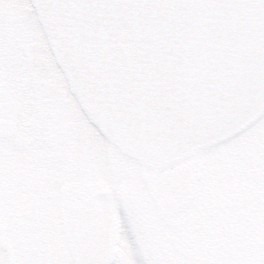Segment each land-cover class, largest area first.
<instances>
[{"label":"water","instance_id":"95a60500","mask_svg":"<svg viewBox=\"0 0 264 264\" xmlns=\"http://www.w3.org/2000/svg\"><path fill=\"white\" fill-rule=\"evenodd\" d=\"M31 1L87 115L144 162L184 160L264 113V0ZM0 264H18L2 239Z\"/></svg>","mask_w":264,"mask_h":264},{"label":"rangeland","instance_id":"374dc122","mask_svg":"<svg viewBox=\"0 0 264 264\" xmlns=\"http://www.w3.org/2000/svg\"><path fill=\"white\" fill-rule=\"evenodd\" d=\"M21 14L28 15L33 31L36 26L46 59L52 57L31 1L0 0V66L6 64L10 71L16 70L18 57L6 24ZM73 102L79 140L70 157L52 156L47 142L28 150H0L4 163H0V189L6 176L13 190L12 195L0 190V231L12 242L19 240L22 264H203L200 258L206 259L204 264H213L203 255L206 247L198 236L205 221H210L208 227L213 223L226 227L230 209L238 205L241 209L233 216H245L249 222L242 223L254 225L250 199L263 197L264 116L244 133L196 153V188L191 199L171 214L173 222H167L165 210L144 188L143 170L133 169L128 159L118 156L117 148ZM30 156L44 162L45 171L57 172L59 178L50 193L38 186L42 170L31 165ZM179 164L163 166L159 177L164 179ZM256 168L259 179L253 177ZM23 179L31 182L29 190L22 185ZM77 227L90 234L87 240L76 237Z\"/></svg>","mask_w":264,"mask_h":264},{"label":"flooded vegetation","instance_id":"af4514ba","mask_svg":"<svg viewBox=\"0 0 264 264\" xmlns=\"http://www.w3.org/2000/svg\"><path fill=\"white\" fill-rule=\"evenodd\" d=\"M27 19L26 14L16 15L14 19L10 17V22L6 24L12 47L17 52L18 64L13 65L15 71L8 70L6 64L1 63L0 66V69L4 70V72L0 70V150L9 151L12 147L28 150L39 146L38 142H47L52 148V156L64 157L66 154L70 157L72 147L79 140L78 113L73 100L81 111L82 109L50 49L53 59L52 57L50 61L46 59L42 39L36 36L37 28L35 26L33 31ZM27 72L30 75H27ZM28 127L32 128V132ZM7 132L11 134H6ZM17 134L20 138L28 140V146L20 147L16 144ZM9 139L10 144L7 143ZM120 157L125 159L123 156ZM30 160L31 165L38 172L42 170L41 175L37 177L38 186L45 187L46 193H50V188L58 181L57 172L54 168L45 171L44 162L37 161L32 156ZM0 163L3 161L0 160ZM129 163L130 167L140 171L134 161L129 160ZM257 170V168L252 170L257 174L253 177L259 179L260 174ZM22 185L27 190L31 188V182L28 180L23 179ZM260 185L263 186L261 191L263 197L254 196V200L250 199L254 204L255 208L252 210L256 215L253 226L242 223V220L248 221L245 216H233L241 209L238 205L230 209L229 219L225 221L226 227H220L221 223H213L208 227L210 221L204 222V227L198 236L206 247L203 255H208L213 264H264V180ZM1 186L0 190H8L12 195L13 190L9 188L10 183L9 180L6 181V176L2 179ZM10 200L12 198L8 199ZM0 233L3 235L1 231ZM78 234L85 233L78 231ZM18 241L13 240L21 258L22 252ZM200 260L204 264L206 259L200 258Z\"/></svg>","mask_w":264,"mask_h":264},{"label":"bare ground","instance_id":"6f19581e","mask_svg":"<svg viewBox=\"0 0 264 264\" xmlns=\"http://www.w3.org/2000/svg\"><path fill=\"white\" fill-rule=\"evenodd\" d=\"M214 21H215V19H214ZM203 41H204V44L206 45V42H207V40H208V38L206 37V34L205 33H203ZM210 53V52H209ZM160 89H162V90H169L170 88H169V85L167 84V83H165V82H163L161 85H160V87H159ZM206 99H203L202 100V102H204ZM201 101V100H200ZM136 143L138 144V145H140V146H142L143 148H145V149H147V150H158V151H160V152H162V151H165L166 150V147L165 146H161L160 144H150V143H144V142H141V141H137L136 140ZM162 149V150H161ZM161 154H163V152L161 153Z\"/></svg>","mask_w":264,"mask_h":264}]
</instances>
